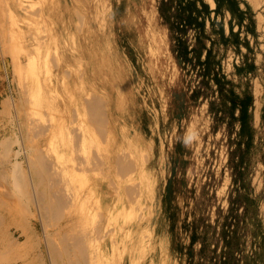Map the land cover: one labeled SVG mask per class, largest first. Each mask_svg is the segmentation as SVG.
I'll return each instance as SVG.
<instances>
[{"label": "rangeland", "instance_id": "1", "mask_svg": "<svg viewBox=\"0 0 264 264\" xmlns=\"http://www.w3.org/2000/svg\"><path fill=\"white\" fill-rule=\"evenodd\" d=\"M251 1H260L256 7L247 1L250 15L260 14V31L236 29V46L220 40L226 15H204L197 3L204 33L186 22V0H0L15 15L3 35L11 48L0 42V57L14 65L8 77L0 71V137L8 136L16 149L28 123L44 134L43 159L69 179L89 251L117 241L104 260L94 253L95 264H264V121L254 118L253 105L254 138L247 143L231 102L250 92L264 112V0ZM90 35L97 46L87 51ZM246 60L256 68L237 74ZM91 96L103 98L106 108L111 102L116 127L103 136L84 111ZM134 148L149 160L141 175L122 180L112 174L120 190L145 174L143 200L129 204L116 192L115 208L101 221L87 196L88 180L98 177L89 170L91 161L120 150L133 161L139 154Z\"/></svg>", "mask_w": 264, "mask_h": 264}, {"label": "bare ground", "instance_id": "2", "mask_svg": "<svg viewBox=\"0 0 264 264\" xmlns=\"http://www.w3.org/2000/svg\"><path fill=\"white\" fill-rule=\"evenodd\" d=\"M21 8L23 9L22 6ZM24 10L27 12V14H31V10L28 6L24 7ZM14 16L15 15L12 9H6L4 8L3 4H0V42H2L1 44L5 49L11 48V44L7 43L10 41L8 39V41L6 42V40L3 38V35L4 32L9 29L11 24L13 26L15 25ZM18 30H20V32L23 31L22 28ZM18 30L16 32L17 34L19 33ZM88 38V43L84 48L87 51L88 49H93L97 46L96 38H94L93 35H90ZM17 42L18 41H16V43ZM46 44L47 43H45L44 45L46 46ZM35 46H37L36 49L37 52H39L38 49L40 47V43L38 40L37 42H35ZM54 47L56 48V46ZM20 48H22V46ZM28 48L29 47H27V49ZM19 51L21 52V50ZM38 54H40V52ZM29 56L31 55H28V57ZM87 58H89L91 62H93L94 60V58L90 56V53H88ZM31 59L33 58L31 57ZM34 61L36 60L34 59ZM98 63L99 62H97V64ZM32 65L33 64H31L30 66ZM9 66L13 67V62L10 61V59L5 55L3 56V58L0 57V71L2 72V75L4 77H8ZM23 78H25V76H23ZM42 80L41 83L44 81ZM19 84L21 85V83ZM21 87L23 86L21 85ZM107 102L108 106L106 108L103 98L91 96V98L86 99L83 103L85 114H89L91 122H94V125L97 126V128L99 129L98 131L102 134V136L106 133V131L109 130L107 128L114 129L116 127L113 120L111 102L110 100H107ZM34 118H32V120ZM31 128L33 132L30 131ZM48 128L49 130L51 129L50 126H48ZM69 131L71 130L69 129ZM26 134V140H23L22 138H18L16 140V149L13 147V144L9 143L8 136L6 137L4 134L3 137H0V264H95L94 253L96 259L102 258L104 260L103 257L107 254V248L111 245L112 249L116 248L117 241L115 239H112L111 243L109 240L103 241L98 245L96 252L93 253L89 251L91 249L90 247L92 245V242H90L91 245H89L90 243L88 241L87 234H85L83 230L86 220L84 218V215H81L79 211V203L73 192L71 191L70 184L68 183L69 179L62 177L58 170L54 169V167L51 168L50 165L45 163L43 156H45L46 153L44 154L43 148L41 149L39 146L40 138L43 134L41 130L34 128L32 123H28ZM79 135L81 136L80 133ZM137 144L140 145L138 142ZM128 145L130 146V144ZM134 149L138 151L139 154H137L138 156H135V159H133V161L131 160L130 156L122 150L114 152L116 154L112 156L107 154L108 156H106L104 159H102V157H97L96 159H94V161H91L93 163L90 166L91 168L89 170L94 174H98V177L94 178L91 181L92 184L90 183V179L88 178L89 188L87 196H91L90 198H94V201H91L93 203L92 206L95 205V213L100 217L101 221L104 220L105 217H108V215L111 214L112 209L115 208V206L113 207V205L115 198L114 195L116 192L119 197L124 195L123 198H127L129 204L135 203L137 201L141 203V201L143 200L142 198L146 192V189L148 188V179L147 177H145V174L139 179L140 181L137 182L139 183L137 185L134 183V181L133 184H131V179L125 181L123 186L124 188H122V190L119 189V187H122V185L119 184L121 182H118L117 184L112 174L115 170L117 172V175L121 176V178H124L122 180H125V176L129 173L133 174L136 172H140L139 174L141 175V169L144 168L145 164L149 160L147 159V156L145 157L143 152H141L139 149ZM92 152L93 151H91V153ZM52 155L54 154L52 153ZM73 168L75 169V167ZM60 176L61 178H64L66 180L61 181ZM97 236L98 235H96V237ZM94 242H96V240H94ZM120 264H125V261H120Z\"/></svg>", "mask_w": 264, "mask_h": 264}, {"label": "trees", "instance_id": "3", "mask_svg": "<svg viewBox=\"0 0 264 264\" xmlns=\"http://www.w3.org/2000/svg\"><path fill=\"white\" fill-rule=\"evenodd\" d=\"M187 3L184 7V13H186V22H189V24H196L197 28L201 31V33H204V26H205V20L198 21V16L201 15L202 11L204 15H210V7L208 4H206L203 0H186ZM216 2V9L214 10L216 15L223 14L224 10H227L231 13V20H230V32L229 35L226 36L224 32V27L221 24L219 27V35L220 40L223 44L233 43L236 46H239L240 44V37H239V31L234 32V24L235 21L236 24L239 25L240 29L243 26L247 27V31L251 34H255V30L253 29L254 20L252 16H250V8L247 6V9L244 11L239 6L238 0H214ZM197 3L201 5L202 11L199 10L197 7ZM201 17V16H200ZM248 20V24H243L245 20ZM233 38V40H232ZM211 51H208L207 60L210 59ZM256 68L254 63H249L247 60L244 62V66H236V72L237 74L241 73H248L253 71ZM216 82L219 83V85L222 88V83L220 80L216 78ZM227 96V95H225ZM231 102L234 104V108H238L240 111L239 115V121L241 122V130L239 132V136L242 138L247 139V143L252 144L253 142V136H254V129L250 123V119L252 117V113L250 112V108L253 106V94L250 92H246L245 96L243 98H237L236 96H232ZM261 118L264 121V112L261 115Z\"/></svg>", "mask_w": 264, "mask_h": 264}, {"label": "crops", "instance_id": "4", "mask_svg": "<svg viewBox=\"0 0 264 264\" xmlns=\"http://www.w3.org/2000/svg\"><path fill=\"white\" fill-rule=\"evenodd\" d=\"M206 4H208L209 5V7H210V10H211V14H212V16L214 17V15L216 16V14H215V12H214V10L216 9V2L214 1V6L209 2V0H203ZM239 1V6H240V8L242 9V10H246L247 9V6H249V4L247 3V1H245V0H238ZM250 1V3H251V5H253V7H256L259 3H260V1H259V3L256 5L255 3H253L251 0H249ZM261 6V5H260ZM250 7V9H251V6H249ZM257 8H259V6L257 7ZM221 15H226L227 17H228V19L226 20V23L224 24V29H225V34H226V31H227V33H229L230 32V20H231V13L229 12V11H227V10H224L223 11V14H221ZM218 16V15H217ZM219 16H220V14H219ZM250 16H252L253 17V20H257V22H256V20H255V23H254V25H253V29L255 30V32L258 34L259 33V28H260V26H259V16H260V14H257L256 16H254V14H252V15H250ZM233 26H234V28H233V30H234V32H235V30L236 29H239L240 27H239V25L238 24H236V22H233ZM243 24H245V25H247L248 24V20L246 19L245 21H244V23ZM244 27L242 26L241 27V29H243ZM249 34H251L250 32H248ZM259 92L261 93V95H262V93H263V88L261 87V89L259 90ZM260 102L261 101H259V104H260ZM253 105H255V111H254V118H256V119H258V118H260L261 117V107H260V109L257 107V105H256V97L254 96V94H253ZM261 105V104H260Z\"/></svg>", "mask_w": 264, "mask_h": 264}]
</instances>
